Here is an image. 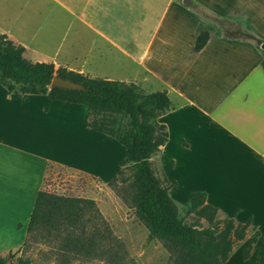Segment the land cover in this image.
<instances>
[{
	"label": "crops",
	"instance_id": "crops-1",
	"mask_svg": "<svg viewBox=\"0 0 264 264\" xmlns=\"http://www.w3.org/2000/svg\"><path fill=\"white\" fill-rule=\"evenodd\" d=\"M196 9L264 42V0H0V34L30 63L164 91L171 108L157 122L167 140L149 160L174 183L176 207L203 193L223 217L260 233L248 263L264 257L261 56ZM202 32L208 40L194 52ZM85 114L82 105L0 86V249L27 239L43 195L58 186L51 170L108 178V146L118 143L85 129Z\"/></svg>",
	"mask_w": 264,
	"mask_h": 264
},
{
	"label": "trees",
	"instance_id": "trees-1",
	"mask_svg": "<svg viewBox=\"0 0 264 264\" xmlns=\"http://www.w3.org/2000/svg\"><path fill=\"white\" fill-rule=\"evenodd\" d=\"M211 17L216 24L222 20ZM234 30L238 37L257 48L264 72V42L245 30L236 27ZM207 40L208 33H200L194 40L193 51L201 50ZM23 51V47L0 34V86L8 93L46 95L52 100L85 107L83 127L117 142L123 148L119 166L128 164V178L119 170L107 187L132 211L148 235L160 243L167 253L165 264H224L234 247L243 242L240 258L242 261L249 258L260 236L249 227V222L235 224L231 219H216L217 210L205 204L203 193L195 192L189 195L184 210L195 221L184 223L168 195L174 183L168 184L163 176L160 179L155 176L149 159L167 140L165 126L157 118L171 108L164 91L145 94L133 84L89 78L62 68L54 70L52 64L28 62L22 56ZM54 76L81 84L86 91L49 89ZM118 179L124 186L116 189ZM199 220L207 226L202 228ZM0 264L9 263L0 256ZM16 264L31 263L17 259Z\"/></svg>",
	"mask_w": 264,
	"mask_h": 264
},
{
	"label": "rangeland",
	"instance_id": "rangeland-1",
	"mask_svg": "<svg viewBox=\"0 0 264 264\" xmlns=\"http://www.w3.org/2000/svg\"><path fill=\"white\" fill-rule=\"evenodd\" d=\"M196 12L210 17L206 11L196 9ZM217 25L223 35L237 37L228 22L221 20ZM76 110L79 113L74 117L75 121L81 113L80 109ZM100 137L109 142L112 140L106 136ZM118 148L116 145L113 148L108 146L110 154L104 149H93L94 152L103 151L108 156L113 155V163L111 166L107 164L108 178L51 170L50 181L56 179L58 186L49 190V195H43L39 210L26 227L27 239L3 246L0 249L1 258L9 264H16L17 259L27 260L31 264H165L167 253L160 243L148 235L132 211L107 187V182L119 170H122L124 178L129 175L128 164L119 166L123 157L118 155ZM155 161L151 162V166L155 176L160 179L163 175L158 161ZM116 183V189L124 186L119 184V179ZM180 204L177 206L178 216L184 223H193L194 217L186 216L185 207ZM216 219L225 217L217 212ZM199 223L202 228L207 226L203 220H199ZM10 238L14 241V237ZM243 245L244 242L234 247L229 264H264L260 252L252 261H242L240 250Z\"/></svg>",
	"mask_w": 264,
	"mask_h": 264
},
{
	"label": "water",
	"instance_id": "water-1",
	"mask_svg": "<svg viewBox=\"0 0 264 264\" xmlns=\"http://www.w3.org/2000/svg\"><path fill=\"white\" fill-rule=\"evenodd\" d=\"M48 88H57L66 91H86V89L81 84L74 83L70 80L56 76L51 79Z\"/></svg>",
	"mask_w": 264,
	"mask_h": 264
}]
</instances>
